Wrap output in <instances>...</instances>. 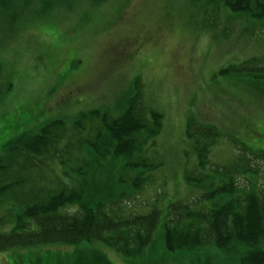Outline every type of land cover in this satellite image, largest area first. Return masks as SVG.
<instances>
[{
  "label": "rangeland",
  "instance_id": "obj_1",
  "mask_svg": "<svg viewBox=\"0 0 264 264\" xmlns=\"http://www.w3.org/2000/svg\"><path fill=\"white\" fill-rule=\"evenodd\" d=\"M100 1L73 0L70 8L43 14L35 0L0 1V65L12 84L0 100V145L55 120L71 124L79 112L101 108L116 113L139 81L141 108L162 117V130L146 153L157 168L134 198L113 213L157 209L154 251L136 260L101 244L39 246L1 252L0 264H83L76 260L80 254H98L108 264H159L165 257L170 264H195L200 254L202 264H239L240 249L230 260L214 247L166 252L163 224L169 204L189 202L231 181L210 164L221 172L239 166L232 174L242 190L264 188V160L250 155L264 152V83L221 73L250 58L264 62V19L192 0ZM190 119L218 133L203 169L185 134ZM50 163L42 175L52 186L61 171ZM190 173L208 179L200 186L188 184L185 175ZM230 196L224 194L223 201ZM65 210L72 214L76 209ZM17 211L3 202L0 233L11 230Z\"/></svg>",
  "mask_w": 264,
  "mask_h": 264
},
{
  "label": "trees",
  "instance_id": "obj_2",
  "mask_svg": "<svg viewBox=\"0 0 264 264\" xmlns=\"http://www.w3.org/2000/svg\"><path fill=\"white\" fill-rule=\"evenodd\" d=\"M35 1L41 14L73 4V0ZM192 1L208 2L213 8L220 6L250 19H264V0ZM99 2L91 0L92 5ZM5 73L0 65V100L12 87ZM221 73L242 75L254 84L264 83V62L250 59L239 68L231 66ZM131 88L117 116L113 114L121 108L116 113L101 108L79 112L71 124L55 120L35 133L24 132L0 145V201L18 209L11 230L0 235V252L85 243L101 244L136 260L148 251L153 253L159 211L153 208L144 215L113 213L134 198L149 182V173L157 168L146 153L162 130V117L153 109L141 108L139 81ZM214 129L191 119L187 124L185 134L192 141L202 169L218 138ZM240 150L245 153L243 158L248 155ZM250 155L264 160L263 151ZM49 163L58 165L61 171V175L55 173L52 186L42 175ZM237 168L227 175L237 173ZM185 179L188 184L200 186L208 177L199 173L186 175ZM230 179L191 202L168 205L162 242L166 252L194 253L214 247L230 255V260L240 249L239 264H264V189L258 191L252 185L239 192ZM224 194L231 198L223 201ZM71 207L76 209L72 214L65 210ZM240 246L246 247L245 252ZM203 256L200 254L195 264H202ZM76 260L108 264L98 254L86 258L80 254ZM170 262L165 257L159 264Z\"/></svg>",
  "mask_w": 264,
  "mask_h": 264
}]
</instances>
